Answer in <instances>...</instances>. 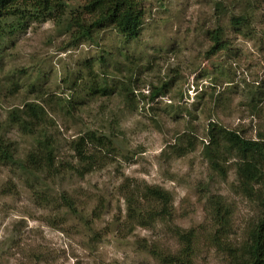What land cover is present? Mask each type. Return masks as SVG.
Instances as JSON below:
<instances>
[{"label":"rangeland","instance_id":"374dc122","mask_svg":"<svg viewBox=\"0 0 264 264\" xmlns=\"http://www.w3.org/2000/svg\"><path fill=\"white\" fill-rule=\"evenodd\" d=\"M90 1L67 0L66 11ZM136 10L143 22L134 40L107 24L74 43L67 18L59 32L51 21L29 23L0 40V120L41 106L62 173L36 181L0 164V264H163L148 249L176 254L173 228L193 233L191 264H228L226 243L238 249L247 240L260 214L256 195L242 193L226 148L219 174L204 147L210 124L264 142V0H144ZM233 15L246 27L234 30ZM218 27L226 48L210 53L207 33ZM89 131L111 142L88 147L91 166L72 150ZM3 135L24 161L32 138L10 127ZM126 185L169 192V223L115 226L126 217ZM61 194L78 215L58 208ZM211 201L228 210L220 235Z\"/></svg>","mask_w":264,"mask_h":264},{"label":"trees","instance_id":"16d2710c","mask_svg":"<svg viewBox=\"0 0 264 264\" xmlns=\"http://www.w3.org/2000/svg\"><path fill=\"white\" fill-rule=\"evenodd\" d=\"M141 1L144 0H91L81 7L80 12L77 9L71 14L66 11L69 5L67 0H0V40L15 32L25 31L29 23L51 21L59 32V24L66 18V33L74 43L91 41L94 31L107 24L111 25L121 39L134 40L139 35L143 22L142 13L136 10ZM216 9L221 11V5H217ZM247 24L248 20L245 16L233 15L229 18V25L234 30L245 28ZM223 36L220 27L207 33L211 42L210 53L226 48V43L222 41ZM9 127L16 128L21 135L32 138V150L24 161L21 159L17 161L12 143H8L3 135ZM209 127V142L204 147V155L208 158L212 169L216 173L223 174L219 162L224 158L221 149L226 148L228 155L232 154L236 159V181L242 193L246 197L255 193L260 208L258 219L250 228L247 240L240 248L236 249L230 243H226L225 248L229 253L227 262L228 264H264V142L246 140L236 132L223 128L215 129L212 124ZM47 130L46 114L41 106L29 103L22 109L9 111L6 119L0 120V164H17L25 174L35 177L36 181L38 175L44 178L51 173L60 176L62 173L59 171V165L56 164L57 146ZM107 145L110 146L111 142L105 134L89 131L84 137L73 142L72 150L76 153L79 164L85 163L91 166L96 160L91 153H86L88 147L105 148ZM256 186L259 190H254ZM122 189L126 217L124 222L116 220L115 226L129 227L131 230L135 226L148 228L149 223L154 222L169 223L172 217V199L169 192L150 185L142 186L140 191L137 188L129 190L128 185L122 186ZM32 190L36 197H41V194ZM56 201L58 208L64 207L68 213L78 215L77 208L65 194H61ZM42 202L48 205L49 199H43ZM210 204L213 205V218L219 224L220 235L225 228L228 210L218 201H211ZM172 233L180 243V249L176 254L161 256L154 248L148 249V252L163 264H191L193 233L179 228H173ZM218 242L219 240L214 242L216 247Z\"/></svg>","mask_w":264,"mask_h":264}]
</instances>
